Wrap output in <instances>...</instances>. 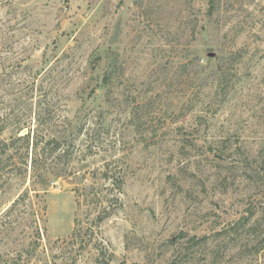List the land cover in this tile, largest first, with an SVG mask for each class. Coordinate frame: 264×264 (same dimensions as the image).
I'll return each instance as SVG.
<instances>
[{"label":"rangeland","instance_id":"obj_1","mask_svg":"<svg viewBox=\"0 0 264 264\" xmlns=\"http://www.w3.org/2000/svg\"><path fill=\"white\" fill-rule=\"evenodd\" d=\"M0 264H264V0H0Z\"/></svg>","mask_w":264,"mask_h":264},{"label":"trees","instance_id":"obj_2","mask_svg":"<svg viewBox=\"0 0 264 264\" xmlns=\"http://www.w3.org/2000/svg\"><path fill=\"white\" fill-rule=\"evenodd\" d=\"M104 80H106V82L109 80V75L104 76ZM37 127L39 128V124H40V113L37 116ZM26 129L27 132L22 135L19 136V138H23L27 140V147L30 146L32 147V156L30 159V164H31V168H32V184H37L40 187L37 189H33L35 196H38V194L40 192L45 193L47 187H48V183L50 182V178L51 177H56L57 173L54 170L53 167H40L39 162H41L42 160H45L46 156L48 155V150H47V144L48 142L45 141L44 144H42V133L39 132L38 129H34L32 130L30 126L27 125H21L20 127H17L16 129V134L20 133L21 130ZM53 141L55 142V146L51 149L50 154L51 153H56L58 150V145L60 144V142L55 139L54 137H52ZM28 151V150H27ZM47 154V155H46ZM60 156V155H59ZM27 157H28V153H27ZM27 165V163H25ZM39 170H42L41 173L39 172ZM37 174L41 177H44L43 180L45 181H35V175L37 176ZM49 177V178H48ZM29 197V192L28 190H26L24 193L20 194L15 200H13V202L11 203V205L7 208L6 212L7 213H11L13 210H15L16 206L19 204L20 201L24 200V198ZM42 207L45 209V205H42ZM41 207V208H42Z\"/></svg>","mask_w":264,"mask_h":264}]
</instances>
